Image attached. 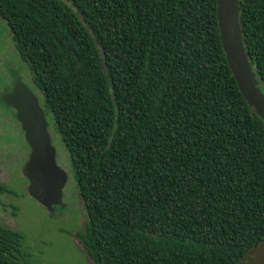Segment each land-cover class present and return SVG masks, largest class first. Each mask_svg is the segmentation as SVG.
Here are the masks:
<instances>
[{"label":"trees","instance_id":"obj_1","mask_svg":"<svg viewBox=\"0 0 264 264\" xmlns=\"http://www.w3.org/2000/svg\"><path fill=\"white\" fill-rule=\"evenodd\" d=\"M65 1L0 0V17L68 154L86 255L237 264L264 240V123L227 64L216 0ZM238 21L264 93V0H239ZM23 239L0 224V264H30Z\"/></svg>","mask_w":264,"mask_h":264},{"label":"rangeland","instance_id":"obj_2","mask_svg":"<svg viewBox=\"0 0 264 264\" xmlns=\"http://www.w3.org/2000/svg\"><path fill=\"white\" fill-rule=\"evenodd\" d=\"M15 76L42 102L26 62L17 53L10 29L0 17V182L11 190L0 193V224L23 233L19 257L30 264H94L75 237V233L84 231L86 215L68 154L52 125L49 128L55 160L67 176L62 205L48 211L27 192L28 182L21 169L28 157V145L15 110L3 101V96L12 90ZM47 121L50 122L48 118Z\"/></svg>","mask_w":264,"mask_h":264},{"label":"water","instance_id":"obj_3","mask_svg":"<svg viewBox=\"0 0 264 264\" xmlns=\"http://www.w3.org/2000/svg\"><path fill=\"white\" fill-rule=\"evenodd\" d=\"M239 0H216V19L221 45L231 74L247 104L264 123V93L245 51L238 21ZM3 101L15 110V116L29 147L22 166L28 194L48 211L62 205V187L66 173L56 163V149L51 142L48 122L37 96L15 76L10 93ZM238 263L263 264L264 240L248 248Z\"/></svg>","mask_w":264,"mask_h":264}]
</instances>
